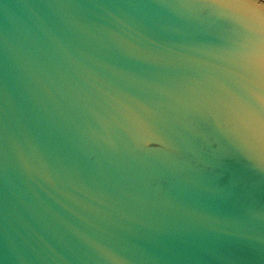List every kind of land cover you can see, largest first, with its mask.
Here are the masks:
<instances>
[{
  "label": "water",
  "instance_id": "water-1",
  "mask_svg": "<svg viewBox=\"0 0 264 264\" xmlns=\"http://www.w3.org/2000/svg\"><path fill=\"white\" fill-rule=\"evenodd\" d=\"M0 264H264V0H0Z\"/></svg>",
  "mask_w": 264,
  "mask_h": 264
}]
</instances>
